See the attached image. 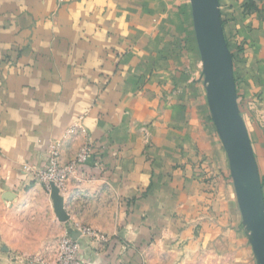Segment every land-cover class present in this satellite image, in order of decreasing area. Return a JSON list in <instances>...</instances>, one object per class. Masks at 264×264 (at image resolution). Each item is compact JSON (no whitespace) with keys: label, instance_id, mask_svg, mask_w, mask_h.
<instances>
[{"label":"crops","instance_id":"1","mask_svg":"<svg viewBox=\"0 0 264 264\" xmlns=\"http://www.w3.org/2000/svg\"><path fill=\"white\" fill-rule=\"evenodd\" d=\"M217 1L264 204V0ZM191 13V0H0V264H55L65 237L83 264L193 251L256 264L190 71ZM58 144L64 163L90 149L54 196L30 172Z\"/></svg>","mask_w":264,"mask_h":264},{"label":"water","instance_id":"2","mask_svg":"<svg viewBox=\"0 0 264 264\" xmlns=\"http://www.w3.org/2000/svg\"><path fill=\"white\" fill-rule=\"evenodd\" d=\"M193 25L203 62L208 105L225 148L238 206L258 264H264V204L250 141L239 115L232 59L217 0H191ZM58 194L56 189L51 192Z\"/></svg>","mask_w":264,"mask_h":264},{"label":"built area","instance_id":"3","mask_svg":"<svg viewBox=\"0 0 264 264\" xmlns=\"http://www.w3.org/2000/svg\"><path fill=\"white\" fill-rule=\"evenodd\" d=\"M57 1L61 3L64 0ZM72 132L73 130L69 131V133ZM59 148V144L53 146L45 168L34 172L29 171L47 193H51L53 189H56L58 193L65 190L68 181L76 175L79 166L86 162L90 149L88 145L82 146L73 160L64 163L61 160ZM78 231L83 235L97 237L96 233L87 227H79ZM55 264H83L79 259V244L76 240L71 237L62 238Z\"/></svg>","mask_w":264,"mask_h":264},{"label":"rangeland","instance_id":"4","mask_svg":"<svg viewBox=\"0 0 264 264\" xmlns=\"http://www.w3.org/2000/svg\"><path fill=\"white\" fill-rule=\"evenodd\" d=\"M191 18H192V24H193L192 13H191ZM191 37L192 38L189 41L190 43L186 42L187 45L185 47V50L188 53H190L191 55H193L192 56V59H193V61H192L193 67L192 68L194 70L192 71V68H191L190 71L196 75V77L194 78L195 84L196 85L200 84L202 86V88H203L204 93H206L205 97H206V102H207L208 115L211 116L209 105H208V97H207V91H206L205 77H204V73H203V62H202V59H201V56H200V51L198 49L195 32L192 33ZM192 73H191V78H193V74ZM218 137H219V135H218ZM223 151H224V154H226V151H225L224 147H223ZM229 179L232 181L231 176H230ZM232 183H233V181H232ZM8 194L9 193H4V195H3L5 201H11L12 197H14V195H15V193L14 194L10 193L9 195ZM10 195L12 197H9ZM238 211H239V216H240L239 217V219H240L239 230H240V232H242L245 235V237L247 239V243L251 247V250H252L250 232H249L247 226L244 223V219H243V216L241 214V211H240L239 207H238ZM207 251H209V250L207 249ZM254 259H255V262L257 264V259H256L255 255H254ZM180 260H182V261L178 262L177 264H215L213 256L210 253L204 252V251H202V252H194L193 251V252L184 253L181 256ZM217 264H220V263H217Z\"/></svg>","mask_w":264,"mask_h":264}]
</instances>
